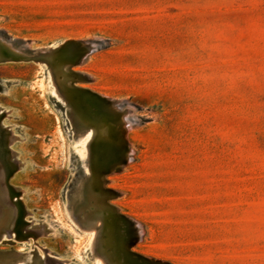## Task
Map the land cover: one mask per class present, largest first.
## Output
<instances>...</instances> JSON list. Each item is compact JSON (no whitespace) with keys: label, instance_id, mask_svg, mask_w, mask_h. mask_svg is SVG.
<instances>
[{"label":"rangeland","instance_id":"rangeland-1","mask_svg":"<svg viewBox=\"0 0 264 264\" xmlns=\"http://www.w3.org/2000/svg\"><path fill=\"white\" fill-rule=\"evenodd\" d=\"M2 167L0 264H264V0H0Z\"/></svg>","mask_w":264,"mask_h":264},{"label":"bare ground","instance_id":"bare-ground-1","mask_svg":"<svg viewBox=\"0 0 264 264\" xmlns=\"http://www.w3.org/2000/svg\"><path fill=\"white\" fill-rule=\"evenodd\" d=\"M82 41V40H81ZM87 42V41H86ZM87 44V43H86ZM88 45V44H87ZM85 48H86V50L83 52L82 50H81V46H75V48L74 49H72V50H68V53H64V52H62V54H61V52H59V50H58V48L59 47H56V49L55 50H53L52 48H43L42 50H40V51H37L36 53L38 54V59L39 60H41V61H43V62H45L46 64H48V66H50V68H52V70L54 69V70H56L57 71V73H58V75H59V77H60V81L62 80V81H67V80H69V79H72V80H75V81H79V80H83L82 79V77H80L79 75H77V74H73V75H69V73L67 72V71H69V70H71V69H73V68H71V67H74V66H76V64L77 65H79V66H81L80 64H82V65H84L83 64V62H84V60H85V58H82L83 56H79L80 55V53L81 52H83V53H87L89 50H91V48L92 47H88V46H84ZM62 49V48H61ZM62 51H64V50H62ZM67 51V50H66ZM92 52V51H91ZM90 52V53H91ZM6 53V52H5ZM11 53H13V52H11ZM15 53H17V52H15ZM49 53V54H48ZM9 54V53H8ZM76 54V55H75ZM17 55H18V53H17ZM85 55V54H84ZM87 55V54H86ZM1 56L3 57V59L4 60H9V59H11V58H15V59H20V58H22V57H24V56H22V57H20V55H18V56H9V55H7V54H4V53H2L1 54ZM37 57V56H36ZM27 59V58H26ZM88 61H89V59H88ZM85 63H86V61H85ZM85 66V65H84ZM64 71H66V72H64ZM75 71H77V70H75ZM55 72V71H54ZM80 74V73H79ZM58 75H57V77H58ZM55 76V75H54ZM61 81V83H62V85H64L63 84V82ZM58 83H59V80H58ZM65 86V85H64ZM59 87V86H58ZM61 89H63L62 87H60ZM64 90V89H63ZM64 91H66V90H64ZM80 91L82 92V93H84V94H86V95H89V96H94V97H98V98H102V96L101 95H99V93H95V92H91V91H88V90H86V89H84V88H81L80 89ZM66 93H68V92H66ZM65 94V93H64ZM69 94H70V92H69ZM66 95V94H65ZM72 95V94H71ZM82 95V94H81ZM86 95H84V96H86ZM103 95V94H102ZM67 96V98H68V95H66ZM66 96H64V98L66 97ZM81 97V96H80ZM93 97V98H94ZM107 97H109V96H107ZM74 98V97H73ZM73 98H72V100H73ZM69 99H71L70 98V96H69ZM91 99V98H90ZM67 100V99H66ZM77 100L78 99H74V101H76L77 102ZM101 100V99H100ZM105 100V99H104ZM111 100V99H110ZM74 101H72L73 103H74ZM69 102H71V101H69ZM68 102V103H69ZM92 102H94V101H92ZM92 102H90V103H92ZM103 102V101H102ZM106 102V101H105ZM111 101H109V103H110ZM84 103V102H83ZM89 103V101L87 102V104ZM113 103L114 102H112V105H113ZM71 104V103H70ZM77 104V103H76ZM86 105V104H85ZM92 105V104H91ZM97 106H100V105H98V104H96ZM103 105H105V104H103ZM102 105V106H103ZM76 106V105H75ZM78 106V105H77ZM89 107V106H88ZM80 108V107H79ZM95 108H97V107H95ZM78 109V108H77ZM100 109V108H99ZM109 109V108H108ZM113 109V108H112ZM81 110V109H80ZM89 110V109H88ZM97 110V109H96ZM95 110V111H96ZM107 110V109H106ZM103 111V110H102ZM105 111V110H104ZM108 111V110H107ZM110 111V110H109ZM91 112V111H90ZM98 112V111H97ZM96 112V113H97ZM117 112V111H116ZM2 113V112H1ZM86 113H88V112H86ZM102 113V112H101ZM102 115V114H101ZM112 116V115H111ZM121 116V115H120ZM69 117H70V120L72 121H75L76 122V124H78V127H77V131H78V134H80V135H84V133H86V132H88V131H91L90 129H92V131H94V133H96V134H100V135H107V138H109V137H113V139H110V141L108 140L107 142H106V144L108 145L109 143H113V144H116V145H120L121 143H122V141H124V135H123V132H122V127L120 128V123H119V121H116V120H113V119H111L112 117H110V116H108L107 115V117H106V115H105V118L103 119V117L101 118V120H102V122H92V121H90L91 120V118H90V120H88L87 119V117L84 115V114H79L78 112H76L75 111V109L73 108V107H70V113H69ZM97 117H99L98 115H97ZM124 117V116H123ZM127 117V116H126ZM117 118V117H116ZM128 118H129V116H128ZM2 119V118H1ZM98 119H100V118H98ZM123 120V119H122ZM127 120V119H126ZM72 121V122H73ZM98 121V120H97ZM80 122V123H79ZM106 122H110V123H112V125L113 126H108V128L107 129H105L104 128V125H105V123ZM131 122V121H130ZM119 123V124H118ZM75 125V124H74ZM124 126H126V125H124ZM127 128V127H126ZM2 129V128H1ZM132 129V128H131ZM4 130V129H3ZM2 130V131H3ZM7 132V131H6ZM9 132H11V131H9ZM128 131H126V133H127ZM3 133V132H2ZM2 135V134H1ZM10 135V134H9ZM2 139H3V137H2ZM5 140H3L4 141V143H5V145L8 143V145L9 144H11V143H13V141H15L16 140V137L15 136H6L5 138H4ZM128 143V142H127ZM105 144V145H106ZM106 145V146H107ZM125 145V144H124ZM123 145V146H124ZM128 145V144H127ZM126 146V145H125ZM129 147V146H128ZM126 148V147H125ZM130 149V148H129ZM129 149H126V150H129ZM7 151V150H6ZM10 151V150H9ZM92 151V150H91ZM12 152V151H11ZM129 152V151H128ZM130 152H132V151H130ZM8 153V152H7ZM14 153V155L16 154L15 152H13ZM94 153H96V152H94ZM126 153V152H125ZM10 155H13V154H10ZM97 155V154H96ZM126 156V155H125ZM12 157V156H11ZM123 157V156H122ZM14 158V157H13ZM93 158H94V156H93ZM9 161H11L10 159H9ZM18 162V161H17ZM127 163V162H126ZM17 164V163H16ZM15 164V165H16ZM94 165V164H93ZM118 165V164H117ZM21 166V165H20ZM119 166H120V164H119ZM111 172V171H110ZM5 175H6V173H5V170L3 169V167H2V170L0 171V180L2 179L3 180V178L5 177ZM105 176V175H104ZM93 181H95V175L93 174ZM2 182V181H1ZM3 186V185H2ZM4 187V186H3ZM12 188V187H11ZM7 191H8V189H7ZM15 191V190H14ZM6 192V191H5ZM12 192V194L14 195V192H13V190L11 191ZM16 192V191H15ZM18 192V191H17ZM7 193V192H6ZM7 197V196H6ZM12 197V196H11ZM96 199H97V202L98 203H100V204H102V195L101 194H98V195H96ZM12 200V199H11ZM12 202V201H11ZM12 204V203H11ZM23 206V205H22ZM15 209H16V212H14V215H15V217H16V214L18 213V211H19V207H14ZM25 208V207H24ZM11 209V208H10ZM21 210V209H20ZM22 211V210H21ZM114 218H115V220L116 221H119V222H122V223H124V222H126V221H124V218L121 216V215H119L117 212H115V213H112L111 214ZM127 223V222H126ZM125 224V223H124ZM40 232V231H39ZM38 234H40V233H38ZM139 234V233H138ZM126 236H128V235H126ZM129 237V236H128ZM134 237H136L135 235H134ZM125 238V237H124ZM127 239H129V238H127ZM126 242V241H125ZM134 242V241H133ZM105 243H106V245H107V247L108 246H111V242L109 241V239L108 238H106V240H105ZM128 243V242H127ZM127 246V245H126ZM110 249V248H109ZM111 250V249H110ZM111 252H112V250H111ZM114 254L113 255H111L110 254V256L113 258V259H115V261H116V264H130L129 262H135V260L137 259V260H139V257H137V256H134L133 255V252L132 251H128L127 249L125 250V252H124V257H125V259H124V261H122V259L120 260L117 256H116V253L115 252H113ZM134 258H136L135 260H134ZM136 260V261H137ZM53 262H54V260H52ZM142 261V260H141ZM145 261V260H144ZM143 261V263L145 264L147 261H145L144 262ZM56 262H58V261H56ZM138 262V261H137ZM140 262V261H139ZM60 263V262H59ZM57 264V263H56ZM62 264V263H61ZM147 264V263H146ZM153 264H165L164 262H160V261H154L153 262Z\"/></svg>","mask_w":264,"mask_h":264},{"label":"water","instance_id":"water-1","mask_svg":"<svg viewBox=\"0 0 264 264\" xmlns=\"http://www.w3.org/2000/svg\"><path fill=\"white\" fill-rule=\"evenodd\" d=\"M119 169L118 167L115 168V170Z\"/></svg>","mask_w":264,"mask_h":264}]
</instances>
